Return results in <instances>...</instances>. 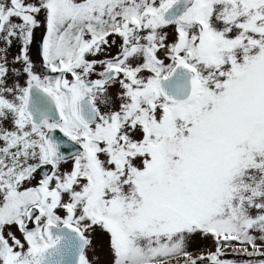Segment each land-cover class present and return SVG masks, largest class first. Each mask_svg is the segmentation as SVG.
Instances as JSON below:
<instances>
[{"label":"snow or ice","instance_id":"snow-or-ice-1","mask_svg":"<svg viewBox=\"0 0 264 264\" xmlns=\"http://www.w3.org/2000/svg\"><path fill=\"white\" fill-rule=\"evenodd\" d=\"M0 264H264V0H0Z\"/></svg>","mask_w":264,"mask_h":264}]
</instances>
